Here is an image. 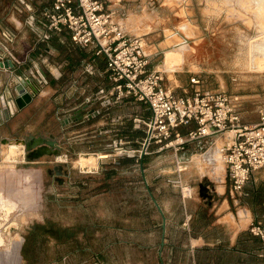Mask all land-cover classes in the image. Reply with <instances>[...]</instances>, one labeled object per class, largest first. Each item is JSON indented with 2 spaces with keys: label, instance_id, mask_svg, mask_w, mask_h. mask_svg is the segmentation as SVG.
<instances>
[{
  "label": "rangeland",
  "instance_id": "1",
  "mask_svg": "<svg viewBox=\"0 0 264 264\" xmlns=\"http://www.w3.org/2000/svg\"><path fill=\"white\" fill-rule=\"evenodd\" d=\"M258 2L121 0L120 5L129 4L121 22L128 25L136 20V35L147 43L149 67L163 72V84L174 93H182L180 86L197 75L202 90L236 96L243 121L253 124L264 105V60L252 51L256 44L264 47V7L258 9L262 7ZM167 31L181 43L166 42ZM182 44L183 64L171 72L177 81L173 83L164 72V54ZM106 81L110 85L103 93L108 101L112 83L108 77ZM92 86L81 96L90 93L86 97L92 98ZM71 88L66 87L69 92L60 98L62 102L54 98L57 92L48 98L42 110L45 114L36 125L46 136L61 141L57 155L64 157L55 161L54 155H44L30 160L20 146H9L5 155L4 146L1 149L0 196L13 208L6 210L0 204V264H178L187 260L181 244L189 231L204 238L198 242L202 247H216L212 243L217 237L224 239L223 245H230L229 230L217 222L215 207L226 202L235 214L240 207H264L262 173H255L240 193L232 190L225 171L223 193L217 191L213 176L200 173L195 161L214 145L213 139L162 150L152 142L145 151L133 153L140 149L149 119L144 118L149 110L143 102L136 110L129 103L122 104L115 118L107 114L110 104L103 103L100 114L106 115L100 123L105 132L100 135L96 117L65 127L63 119H68L64 115L70 106L66 104L73 97L67 95H79L78 89ZM110 119L117 124H109ZM87 136L94 148L84 147ZM67 138L73 141L68 144ZM115 141L121 142L116 150ZM98 152L111 155L102 160ZM81 154L94 155L92 167L83 168ZM10 157L16 162H8ZM204 164H199L201 169ZM182 185L188 187V196ZM184 207L192 211H188L191 216L185 230L180 228ZM240 235L252 233L248 227ZM171 246L173 255L168 261ZM251 247L243 248L249 261L257 259L249 253ZM238 248H242L240 242Z\"/></svg>",
  "mask_w": 264,
  "mask_h": 264
},
{
  "label": "built area",
  "instance_id": "2",
  "mask_svg": "<svg viewBox=\"0 0 264 264\" xmlns=\"http://www.w3.org/2000/svg\"><path fill=\"white\" fill-rule=\"evenodd\" d=\"M123 10L109 8L103 0H53L42 10L40 19L29 15L28 24L41 40L52 33L66 31L70 40L102 55L106 62L107 77L112 83V99L103 97L105 105L120 102L124 97H132L146 104L150 117L145 122V135L140 142L139 153L153 142L162 150L169 146L182 147L187 142L213 139L228 135L223 143L222 153L226 177L233 191L240 193L246 183L262 173L264 183V105L258 109L255 123L243 121L238 106V98L222 90H202L197 75L189 77L191 91L174 93L163 84V72L149 69V54L141 35L131 34L120 22ZM120 16V17H119ZM44 21L45 30L37 26ZM4 41L12 42L13 34L0 30ZM5 53L0 51V63ZM1 67V66H0ZM30 72L22 79H34ZM40 84L46 82L43 74L37 78ZM10 113H13V99L6 100ZM191 122L195 128L181 134L180 128ZM115 150L121 142H114ZM107 157L99 159H107ZM249 231L262 243L260 256L264 264V214L249 224Z\"/></svg>",
  "mask_w": 264,
  "mask_h": 264
},
{
  "label": "crops",
  "instance_id": "3",
  "mask_svg": "<svg viewBox=\"0 0 264 264\" xmlns=\"http://www.w3.org/2000/svg\"><path fill=\"white\" fill-rule=\"evenodd\" d=\"M107 1L111 0H103L105 5L109 8L118 11H127L125 5L129 4L120 5L121 0H115L113 4L109 5L107 4ZM52 2L53 0H0V30H7L13 34L12 42L4 41L0 36V51L5 53L2 57V62H7L9 64L8 67H0V153L4 146L2 142L5 139L25 140L30 136L53 138L61 147V141L57 137H54L51 134L46 136L43 134L41 128L36 125L40 124V121L45 114L42 112L44 109V103L47 104V101L49 100L48 98H50L55 92L58 94L54 96V98L59 100V102H62L60 98L64 93L67 94L69 92L65 90L66 87H75L74 91L78 89L79 95L74 96V93L71 96L67 95L69 99L72 96L73 97L66 104L70 106L67 108V111L69 112L64 115V117L68 119H63L67 123L65 127H69L71 124L83 123L86 120H91L96 117L99 122V125L96 127L97 134L100 135L105 132V126L100 122L104 121L106 114L102 115L100 113L106 106H103L102 102V97H105L103 92L105 87L110 84L106 81L107 76L105 77L106 62L104 57L102 55L94 54L91 49L83 48L73 43L66 31L61 33L51 32L48 39L41 40L28 24L29 15H33L40 19V13L42 10L48 8ZM135 24L136 20L130 21L128 25L124 24L125 30L131 34H137L139 30L135 29ZM36 26L38 27V31L45 30L43 20H41L39 25ZM149 69L151 68L149 67ZM30 72H33L35 75L33 80L38 84V91L34 93L31 89L27 88L31 94V99L23 106L18 107L14 101L17 95L14 87L19 83V77H24ZM166 73L173 83H177V81L172 79L174 76L171 72ZM40 74H43L47 81L39 84L37 78L40 77ZM90 83L95 90L92 98L86 97L90 93L81 96L86 90H88L87 87ZM180 88L182 91L187 89L191 91L189 81L185 87L180 86ZM2 97H4L5 100L13 99L14 101L12 107L13 113L10 114L8 111V117L3 115L5 111L2 109L1 105ZM111 99L113 100V97H111ZM127 103H129L131 108L135 110L142 107L141 102L136 101L132 97H124L123 102L121 103L113 101L109 107H107V109L110 108V112L107 114H111L115 118L117 112L120 111L122 104L125 105ZM148 114L150 117V111ZM141 115L144 117L143 114ZM148 116L144 118H149ZM109 124L113 125L117 123L114 121L112 122L110 119ZM181 128V134H186L190 129L195 128V125L191 122L189 125L182 126ZM93 131L96 132L95 130ZM73 136L74 133L72 134V138ZM90 137L91 136H89L88 139H83L86 144L84 146L86 149L94 148V145L91 144V140H89ZM67 140L68 144L73 141V139L69 138H67ZM215 144L216 141L214 145L199 154L200 159L195 161V163L200 173L206 176H213L218 183L216 186L217 191L223 193L224 185L222 184V181L224 165L222 163V169H220L219 172L216 171L214 166L216 159L212 156L214 148L216 147ZM1 154L3 155V153ZM101 154L104 155L107 153H97V155ZM196 155L197 154H194V156ZM60 157L64 156L60 155ZM4 158L5 157L3 156L2 159L4 160ZM54 159L55 161H58L56 157H54ZM203 161L206 166L201 169L199 164ZM8 162L12 163L16 162V160L10 157ZM27 177H29V175H27ZM226 206L227 203L225 202L221 207H215L217 211L213 212L214 214L216 212L219 216L217 222L228 228L230 245H223L222 240L224 239L217 237L214 240L215 243H212V245H216V247H211L210 243H203L210 244V246L202 247L203 245H200L198 242L200 239L204 240V238L202 236H197L194 232L192 234L189 231L185 241L181 244L185 248L186 259L189 261V264H263V259L260 256V253L262 252V243L260 239L253 234L249 236H243L240 234L245 230H248L251 221L261 219L264 214V207H240L235 214L230 210V207ZM188 211L192 212L191 209L187 210V208L184 207L185 218L184 220L182 219L183 225H180V228L182 229H184V225L188 226V224H186L188 221L187 219L191 216V214H188ZM239 242L241 243L242 248H238ZM234 244H236V248L233 249L231 247L234 246ZM250 246H252V251L249 253L253 254L257 259L249 261L246 257L247 251L243 248ZM172 247L173 246H171V251L168 252V261H170L169 256L173 255ZM177 249L178 248H176V250ZM179 254L180 253L177 254L175 252L176 256ZM201 256H203V258ZM187 260H179L183 262H179L178 264H186Z\"/></svg>",
  "mask_w": 264,
  "mask_h": 264
},
{
  "label": "bare ground",
  "instance_id": "4",
  "mask_svg": "<svg viewBox=\"0 0 264 264\" xmlns=\"http://www.w3.org/2000/svg\"><path fill=\"white\" fill-rule=\"evenodd\" d=\"M254 1H257L258 2L259 0H254ZM263 2L264 1L262 0V2H258L256 4V5H259V3L260 4L262 3V7H259L258 9L263 10L262 9L264 7L263 6L264 5ZM165 35H166V42L171 43V42L179 41L181 43V40H180V38L178 36L175 35V37H173V35H174L173 32L167 31ZM143 41H144V45H145L144 46L145 47V52L148 53L149 51L147 49V43H146V41H145L144 38H143ZM179 42H178V44H179ZM182 47H183V44H182V46H180L177 49H169V50L165 51L164 59H163V63H164L163 64L164 65L163 67H164V70L166 72H175L176 69L182 68V64H183V51H182V49H180ZM252 51H254L255 53H257V55H255V57H258V58L264 60V47L263 46L256 44L253 47ZM228 135H230V133H225V136L224 137L217 136V137L214 138V142L216 141V144H215L216 147H215V150L212 153V156L216 159V162L214 163L216 165V170H217V168L219 170L220 167L222 166V163H223V165H224V171H225V164H224L223 153H222V150L221 149H222L223 143L228 140V137H227ZM218 138H221L222 141L219 140ZM216 139H218V140H216ZM2 144H4V147H3L4 155H5V153L7 151V148L9 146H12V147L13 146H20V147L23 148V153L25 152V146H24L23 141H21V139H14V140L6 139V140H4L2 142ZM97 156H99V158H103V157H107L108 155L107 154H104V155L101 154V155H97ZM221 156H222V158H221ZM54 157L58 158V157H60V155H54ZM79 157H80L79 158V162L83 166V168H87L89 166L92 167V165H93L92 162L94 161V155L93 154H90V155H83V154H81ZM220 158L222 159V161L220 160ZM95 164L97 165V161L95 162ZM94 167H95V165H94ZM182 189H183L182 191L184 193V196H188V194H189L188 187L186 185H182ZM0 204H1L2 207H5L6 210H10L11 208H13V206L10 205V202L7 201V200H4L1 196H0Z\"/></svg>",
  "mask_w": 264,
  "mask_h": 264
},
{
  "label": "water",
  "instance_id": "5",
  "mask_svg": "<svg viewBox=\"0 0 264 264\" xmlns=\"http://www.w3.org/2000/svg\"><path fill=\"white\" fill-rule=\"evenodd\" d=\"M1 67H8L7 62L0 63ZM36 93L38 91V84L32 79H22L14 87L16 92V97L14 99L18 107L23 106L25 103L29 102L31 99V94L28 89ZM2 109L5 111L4 116L8 117V106L4 97L1 98ZM10 112V111H9ZM11 114V113H10ZM6 140V139H5ZM25 146V156L27 159H37L44 155H57L60 145L53 138H45L42 136H30L28 139H21Z\"/></svg>",
  "mask_w": 264,
  "mask_h": 264
}]
</instances>
